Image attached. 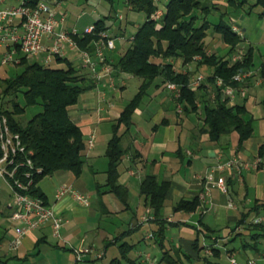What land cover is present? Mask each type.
Here are the masks:
<instances>
[{
	"label": "crops",
	"instance_id": "0c3cea01",
	"mask_svg": "<svg viewBox=\"0 0 264 264\" xmlns=\"http://www.w3.org/2000/svg\"><path fill=\"white\" fill-rule=\"evenodd\" d=\"M15 1L10 3L5 0L1 6L17 5L27 0ZM41 1L52 6L58 17L64 16L61 29L76 27L81 31L100 19L98 17L96 19L94 15H87L84 7L75 10L73 4L76 0H70L72 4L69 7L63 3L65 0ZM207 2H213L220 8L227 7L225 0H207ZM261 14L258 15V25L252 31V37L243 38L240 33L243 41L233 53H229V47L213 33L212 27L208 29L206 52L216 53L235 62L242 59L248 48H252L254 64L256 49L252 44L259 30L264 28V15ZM120 18L121 16L116 13L114 19L121 20ZM122 29L126 28L119 21L118 26H114L108 33L112 37H120L118 31ZM116 41H118L116 48L105 51L109 64L113 66L125 50V41L123 39ZM244 41L248 44L243 43ZM219 50L223 52L219 54ZM61 58L70 60L80 74L92 78L86 69L79 67L81 60L77 52L67 50L66 55ZM262 59L263 62L258 69L264 65V56ZM169 62L175 66L176 71L183 74L193 72L196 65L194 62L190 68L189 65L182 66L180 61ZM58 67L62 65L59 64ZM258 69L251 75L254 77L235 90L232 101L234 104H245L254 119L252 136L240 147L235 132L222 136L216 142L209 140L206 134L199 132L203 121L201 106L198 104L196 112L178 113L170 93L161 85V79L153 82L147 91L148 95L133 113L132 124L122 141L124 147H130L138 154L132 159L131 151L122 158L117 168L118 182L128 191V210H124L120 202L111 194H104L100 201L96 199V185H104L106 180L105 149L112 136L111 124L132 99L117 104L112 100V93L117 94L116 98L121 99L127 90V84L135 78L120 73L115 68L112 69L113 86L109 85L107 78H103L96 83L94 89L82 93L77 104L69 108L72 122L80 128L84 136L85 161L88 163L84 166L87 168L83 169L80 177L66 172H56L42 178L36 184L44 195L47 205L63 217L60 236L54 234L51 226H42L28 232L14 247V223L9 220L13 208L11 192L2 188L0 189V228L2 229L0 264H74V250L82 248H90L92 252L86 255L80 264H105L103 260L106 259L109 248L115 247L117 251L111 256L108 263L110 264L113 259L120 258L119 246L123 243L131 248L127 258L138 264H167L162 260L164 252L170 255L177 253L183 264H206L202 260L203 257H199L201 251L198 256L193 249L196 237H199L200 246L205 247L203 248L205 255H209L206 252V245L211 239H206L204 234L207 232V235L214 238H231L232 228L238 222L240 215L247 212L254 201H261L264 198V135H254L255 121L259 119L264 124V115L260 106L264 97V88L261 86ZM199 72H206V76L210 73L207 68H201ZM140 83L141 81L139 85ZM207 83L208 89L210 86ZM90 135H94L91 147L87 144ZM230 160H235L236 164L233 167H225L224 164ZM255 162L257 166L251 167ZM245 163L251 166L248 168L241 166ZM147 175H153L158 182H167L169 185L160 210L161 218L158 219L154 218L144 196L140 195L141 182ZM219 181L225 183L227 194L222 193L218 188ZM59 189H65V192L57 196ZM75 193L86 197L89 204L78 202L74 197ZM193 197L199 199V205L194 211H174L173 208L180 199L189 200ZM100 202L105 206V213L100 211ZM116 220L119 224L122 223V227L126 224L129 228L115 233L111 222ZM141 226L152 229L137 242L124 241ZM132 227L135 228L131 232L122 234L130 231ZM207 228L215 232L206 231ZM146 242L149 246L142 247L141 245ZM232 253L240 256L243 263L253 258L256 264V259L260 261L261 257L264 264V251L253 254L250 249L244 250L242 243ZM120 264L128 263L122 260Z\"/></svg>",
	"mask_w": 264,
	"mask_h": 264
},
{
	"label": "trees",
	"instance_id": "16d2710c",
	"mask_svg": "<svg viewBox=\"0 0 264 264\" xmlns=\"http://www.w3.org/2000/svg\"><path fill=\"white\" fill-rule=\"evenodd\" d=\"M28 1L33 5L41 0ZM247 1L225 0L226 8L237 12L244 8ZM160 4L164 7L161 18L151 19V16L160 9ZM124 5L129 12L143 14L144 21L136 27L131 36L130 45L117 59L115 66L109 65L113 70L115 68L120 73L141 79V83L136 94L111 124L112 136L105 149L106 180L104 185H96L95 189L96 199L99 201L104 194H111L120 202L124 210H128V191L118 182L117 168L122 158L132 150L130 147H124L122 141L124 134L128 133L132 124L133 113L148 95L147 91L153 82L161 79V85L165 89L169 82L180 85V97L174 101L175 105H181L182 109L178 113L196 112L199 104L203 114L199 132L206 134L209 140L214 142L219 141L222 136L235 132L238 135V146L240 147L252 136L254 119L245 104L230 103L229 99L223 95V89L230 86L238 90L245 82H234L232 77L239 71L252 73L254 64L252 48H248L242 59L235 62L216 53L206 52V32L211 27L213 33L229 47V53H233L243 41L241 35L233 32L232 26L226 24L222 17L217 23L207 20L211 11L217 8L213 2L208 3L207 0H124ZM257 6L264 9V0H255V3L249 7L248 13ZM111 12L93 24L91 34L74 37L79 50L86 51L91 56L94 55L99 33L108 32L110 27L107 25V20L115 18L116 12L113 8ZM263 15L264 12L261 16ZM125 30L118 31L120 37H123ZM117 37L119 36H113V38ZM28 59L23 56L20 58L19 66L22 67L20 73L0 80V112L6 116L11 131L19 134L25 149L30 151L28 157L31 159L33 168L31 170L27 166L18 168L16 177L23 183H27L23 173L31 172L32 184L28 189V194L42 199L47 204L44 195L36 187L42 178L56 172L70 173L75 177H80L82 174L86 162L85 140L80 128L72 122L69 108L77 104L82 93L94 89L97 82L93 78L80 74L76 66L66 58H55L54 67ZM170 60L180 61L182 66L196 62L195 69L193 72L183 74L176 71L175 66L169 62ZM106 61L109 63L107 58ZM59 64L62 67H58ZM201 68H207L210 73L207 76L204 75L205 79L196 89L192 90L189 88V83L201 73L199 72ZM258 76L264 88V65L258 69ZM217 79L222 81V86L216 85ZM206 82L210 86L208 89ZM19 96L22 97V104L18 101ZM35 106H41V111L33 114L23 124L20 117L24 115L27 108ZM260 106L264 115V97ZM137 156L138 154L132 151V159ZM23 160V156L17 157L18 162ZM168 187L167 182H158L153 175L145 176L141 182L140 195L144 196L146 205L156 219L161 218L160 210L163 207ZM198 205V197L189 200L180 199L173 209L174 211L191 212ZM99 207L101 213H105V206L101 202ZM251 214L255 215V218L250 221ZM260 216L261 221L253 223V220ZM263 218L264 198L261 201H254L248 211L240 215L238 222L232 228L233 235L227 239V242L234 241L241 236L250 240V242H242L244 250L260 252L258 247L261 241H264ZM134 228L122 234L129 233ZM238 229L240 231H237ZM206 231L215 232L208 228ZM204 236L206 239H211L206 245L211 253L202 260L206 264H222L218 261L221 251L216 248L221 238H214L207 235V232ZM199 241L197 236L193 244V249L198 256L205 248L200 246ZM119 249L120 258L113 259L110 264H120L122 260L128 264H138L127 258L131 250L129 245L123 243ZM225 253L228 256L232 254V251L226 250ZM185 258L189 260L188 257ZM211 258L216 261H212ZM162 260L167 264H183L177 253L170 255L164 252Z\"/></svg>",
	"mask_w": 264,
	"mask_h": 264
},
{
	"label": "built area",
	"instance_id": "2783aa9c",
	"mask_svg": "<svg viewBox=\"0 0 264 264\" xmlns=\"http://www.w3.org/2000/svg\"><path fill=\"white\" fill-rule=\"evenodd\" d=\"M4 3L5 0H0V67L14 66L20 62L22 56L38 59V62L43 65H50L55 58L64 57L67 50H71L77 52L80 56L79 67L86 69L96 82L107 78L109 85L113 86L112 68L106 61L105 51L115 48V39L108 32L99 33V40L95 43L94 55L91 56L88 52L78 49L74 37L91 34L93 25L81 31L76 27L61 29L64 16L58 17L55 9L44 1H38L32 5L27 0L17 5L2 7L1 5ZM162 14L163 12L158 10L151 16V19H159ZM231 26L233 32L240 34L237 25L233 24ZM116 39L121 40L123 37H117ZM250 75V72L239 71L232 77V80L242 83ZM204 79V75H197L189 83V88L196 89ZM216 85L222 86V81L217 79ZM166 89L174 101L179 99L180 85L169 82L166 84ZM223 95L232 103L235 90L230 86H226L223 89ZM181 109V105L176 104L177 112ZM93 141L94 135H90L87 141L88 146L91 147ZM28 155H30V151L25 149L19 134L11 131L6 116L0 112V188L1 183H3L11 192L13 208L9 220L14 223V247L20 243L24 235L42 226H51L54 234L59 237L63 224V217L59 213L45 204L42 199L28 194V189L32 184V173L29 171L23 173L27 183H23L16 177L18 168L23 166L29 167L30 170L33 168ZM18 156H23L24 160L18 162ZM235 164V160H230L224 166L233 167ZM241 166L248 168L251 165L245 163ZM256 166L257 162L253 163L251 167L255 168ZM217 186L222 193L227 194V187L223 181H219ZM63 192H65V189H59L57 196L62 195ZM74 197L84 205L89 204L88 199L79 193H75ZM260 221L256 218L253 223ZM91 252L92 249L90 248L75 249L74 264H80L84 257ZM206 252L211 253L209 248H206ZM98 257H101V255H98ZM228 258L230 264H240L236 262L233 255H228ZM243 264H255V261L250 259Z\"/></svg>",
	"mask_w": 264,
	"mask_h": 264
},
{
	"label": "rangeland",
	"instance_id": "374dc122",
	"mask_svg": "<svg viewBox=\"0 0 264 264\" xmlns=\"http://www.w3.org/2000/svg\"><path fill=\"white\" fill-rule=\"evenodd\" d=\"M8 1L10 3L16 2L15 0H8ZM17 1H22V0H17ZM63 3L67 7H69L72 4V2L70 0H65V1H63ZM254 3H255V0H248L247 4L244 6V8H242L240 11H237V12H232L231 10H228L227 8L224 9V8H220L219 6H216L217 8L215 10L211 11V13L208 15L207 19L211 23H217L218 20L220 19V17H222L226 24L237 25L239 27L240 33H242L243 38H251L253 29L258 25V21H259L258 15L264 12V9L261 6H257V7L252 8L251 12L248 14L249 7L251 5H253ZM73 7H75V10H78L79 7L81 9H82V7H84L87 15H94L95 18L96 17L103 18V17L107 16L111 12V8H113V10L116 13H118V15L121 16V18H120L121 20L114 19V18L108 19L107 25L110 27V31H111V29L114 26H118L119 21L123 23V27L126 28L125 33L123 35V40L125 41L124 49H126L130 45V38L134 34L136 27L138 25H140L141 23H143V21H144V15L143 14H135V13L129 12L126 9V7L124 5V0H76V2H74V4H73ZM159 10H161L162 12L164 11V7L162 6V4H160ZM111 13L113 14V12H111ZM129 21L133 22V23L130 24ZM114 39H115L114 43H115V48H116V45L118 42L116 40H120V39H116V38H114ZM243 43H246V41H244ZM205 44H206V39H205ZM246 44H248V43H246ZM252 45L255 47L256 51L254 53V65H253L251 75L254 72H256L258 67L263 62L262 56H264V28L259 30V32L255 36V39H254ZM222 52H223L222 50L218 51L219 54H221ZM28 60L38 62V60L34 59V58H29ZM19 64H20V62L15 64L14 66L0 67V80L4 79V78L12 77V76L20 73L22 70V67L19 66ZM50 66L54 67L55 64L52 63V64H50ZM192 66H193V64L189 65L190 68ZM199 70H201V69H199ZM205 73L206 72H201L200 74L206 75ZM252 77H254V75L249 76V78H247L245 80L247 81L248 79H251ZM140 81L141 80L138 78H133V80H131V82L129 84H127V86H126L127 90H126V92L123 93V97H122L123 99L122 98L121 99L116 98L117 94L112 93V100L113 101L115 100L117 104L122 102V101L124 103L129 101L133 97V95L137 92V88H138ZM157 81H159V80H157ZM0 84H1V82H0ZM5 101H6V99L4 100V102ZM18 101L21 104L23 103L21 96L18 97ZM8 109H10V106H8ZM40 111H41V106H35V107L27 108L24 115H22L20 117L21 122L23 124H25L26 121L33 114L40 112ZM254 135L255 136L264 135V124L259 119H257L254 123ZM86 163L87 162H85V165H86ZM85 167L87 168V166H84V168ZM2 188L9 192L7 186L4 185L3 183H1L0 189H2ZM261 216L257 217V219L261 220L262 219ZM253 218H255V215L251 214V216L249 218L250 221ZM263 220H264V218H263ZM111 223H112V226L114 228L115 233L120 232L122 230L126 231L129 228L126 224L122 227L121 226L122 223L119 224L118 220L112 221ZM150 229H152V227L148 228L147 226H141L140 229H138L136 232H134V234L131 235V237L125 238L124 241L137 242L138 240L143 238L145 233H147V234L150 233ZM1 230L2 229L0 228V231ZM166 236H167V238H169V234H167ZM226 238H228V237H226ZM226 238L223 237V238L219 239L217 247H216V248L220 249V251H221V256H220V259L218 261L222 264H230V260L227 256V254L225 253L226 250H231V251L235 252L236 249H238L240 247V244L243 241L250 242L249 239L243 238V237H238L236 240L231 241V242H227ZM146 243L142 244L141 246L142 247H148L149 243L148 242H146ZM258 248L260 250L264 251V241H261V244L259 245ZM116 251H117V249L115 247H113V248L110 247L108 254H107V257H106V259L103 260V263L108 264L111 256L113 254H115ZM253 254H254V252H253ZM229 255H233V258L236 260L237 263H240V264L243 263L240 256L236 255L235 253H232V254L230 253ZM158 256H159V254H158ZM205 256L206 255L202 250L200 253V257H205ZM211 260L216 261L213 258H211ZM248 260H250V259L245 260L244 263ZM256 264H263L261 257H260V261L258 259H256Z\"/></svg>",
	"mask_w": 264,
	"mask_h": 264
}]
</instances>
